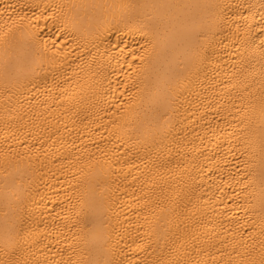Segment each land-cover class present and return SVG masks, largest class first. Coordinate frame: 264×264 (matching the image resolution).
Masks as SVG:
<instances>
[{
    "label": "bare ground",
    "instance_id": "obj_1",
    "mask_svg": "<svg viewBox=\"0 0 264 264\" xmlns=\"http://www.w3.org/2000/svg\"><path fill=\"white\" fill-rule=\"evenodd\" d=\"M0 264H264V0H0Z\"/></svg>",
    "mask_w": 264,
    "mask_h": 264
}]
</instances>
